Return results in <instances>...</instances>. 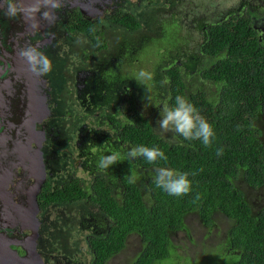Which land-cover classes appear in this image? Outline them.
<instances>
[{
	"label": "trees",
	"instance_id": "trees-1",
	"mask_svg": "<svg viewBox=\"0 0 264 264\" xmlns=\"http://www.w3.org/2000/svg\"><path fill=\"white\" fill-rule=\"evenodd\" d=\"M263 16L261 0L258 6L245 5L238 12L205 22L204 39L199 44L203 63L190 75L176 62L161 69L167 91L163 108L174 106L177 95L186 97L212 124L215 138L211 146L157 127L152 116L143 111L134 87L122 91L118 115L101 112L121 145L158 146L168 156L167 163L156 164L136 158L131 161L134 168L195 171L197 175L190 177L191 193L170 196L155 186L153 176L147 178L146 192L137 181L129 183L124 175L118 178L121 187L114 190L100 174L93 177L89 187L71 176L57 186L46 181L41 188L37 202L42 207L85 200L110 220L105 233L87 237L90 264H108L132 233L140 237L141 245L128 264H161L175 247L171 233L189 232L185 222L188 213L196 214L208 228L214 225L216 213L230 220L222 241L230 255L225 264H264V205L254 209L236 183L242 176L252 188L264 184L260 124L264 123V30L254 22ZM111 20L131 32L141 25L130 11H118ZM83 29L99 50L106 49L107 40L99 27L91 23ZM219 148H223L221 156L216 155ZM197 193L199 200L194 199Z\"/></svg>",
	"mask_w": 264,
	"mask_h": 264
},
{
	"label": "rangeland",
	"instance_id": "rangeland-1",
	"mask_svg": "<svg viewBox=\"0 0 264 264\" xmlns=\"http://www.w3.org/2000/svg\"><path fill=\"white\" fill-rule=\"evenodd\" d=\"M260 4L261 0H131L126 8L141 24L136 31L104 22L103 36L109 48L97 53L85 51L82 57L80 49L72 50L69 46L66 56L58 55L62 58L60 67L58 60L52 58L56 69L49 73L50 131L43 148L44 160L37 162L38 169L44 171V179L57 186L75 176L84 187H89L93 177L100 174L116 190L121 187L119 176L128 177L133 168L136 181L146 192L147 178L155 177L156 169L134 168L129 160L117 162L108 170L97 167L101 156L119 151L126 157L132 148L118 142L101 112L118 115L122 91L127 86L134 87L143 111L157 124L167 96L161 69L176 62L190 75L204 60L199 44L204 39L205 22L238 12L245 5ZM255 24L261 28L262 17L255 19ZM77 44L82 48V41ZM141 70L152 78L137 81ZM260 124L264 141V123ZM41 137L42 134L37 135L30 142L37 143ZM36 154L39 156V152ZM236 183L254 209L264 204V185L252 188L242 176ZM47 210L44 219L50 237L45 246L51 250L48 253L52 264H90L92 254L87 237L105 233L110 224L105 213L85 200L52 203ZM185 222L189 232L171 233L175 247L161 264H225L230 255L222 241L230 220L216 213L214 225L208 228L196 214L188 213ZM140 245V237L130 234L125 247L108 264H128Z\"/></svg>",
	"mask_w": 264,
	"mask_h": 264
},
{
	"label": "flooded vegetation",
	"instance_id": "flooded-vegetation-1",
	"mask_svg": "<svg viewBox=\"0 0 264 264\" xmlns=\"http://www.w3.org/2000/svg\"><path fill=\"white\" fill-rule=\"evenodd\" d=\"M130 1L63 0L55 23L42 22L37 31L27 30L22 18L9 19L0 11V264H52L51 250L45 246L50 231L44 219L51 204L42 207L37 202L46 181L50 184L47 179L33 198L36 181L41 179L37 162L44 160L50 131L52 88L49 73L32 74L17 51L36 46L50 59H57L58 67L62 59L58 55L66 56L69 46L80 49L82 57L85 51L97 53L101 50L83 27L92 23L103 36L104 22L115 24L111 17L118 11H130L126 8ZM77 41H82V48ZM41 134L39 147L30 142Z\"/></svg>",
	"mask_w": 264,
	"mask_h": 264
},
{
	"label": "clouds",
	"instance_id": "clouds-1",
	"mask_svg": "<svg viewBox=\"0 0 264 264\" xmlns=\"http://www.w3.org/2000/svg\"><path fill=\"white\" fill-rule=\"evenodd\" d=\"M62 6L63 0H0V11H3V14L9 19L22 18L29 31L39 30L42 22H47L49 25L55 23L58 19L57 10ZM17 56L26 63L28 71L37 77L45 76L52 71L51 59L36 46L29 45L19 49ZM151 78L150 73L141 70L136 80L143 81ZM160 117L157 127L165 132L173 130L185 140H199L205 147H208L211 146L215 138L212 124L200 114L193 103L182 95L175 97L174 106L165 105ZM216 155H223V148L217 149ZM139 157H143L151 164H156L159 161L167 163L168 161V156L158 146L139 145L132 147L126 157L119 151H112L110 154L101 156L97 167L108 170L117 162L132 161ZM130 171L131 175L127 177L129 183H135L136 172L133 168ZM155 171L153 183L168 195L181 197L192 192L193 181L190 177L197 175L195 171L181 172L169 167H157ZM194 199H200L199 193Z\"/></svg>",
	"mask_w": 264,
	"mask_h": 264
},
{
	"label": "water",
	"instance_id": "water-1",
	"mask_svg": "<svg viewBox=\"0 0 264 264\" xmlns=\"http://www.w3.org/2000/svg\"><path fill=\"white\" fill-rule=\"evenodd\" d=\"M262 19H263V22H264V17H262ZM254 22H255V20H254ZM258 28V27H257ZM258 29H260V30H264V25L261 27V28H258ZM20 134H22V133H20ZM37 146L39 147V142H37ZM39 148H37V150H38ZM38 174H40L41 173V179L39 180V181H36V189H35V194L33 195V198L34 197H36V195H37V193L39 192V190H40V188H41V185H42V183H43V180H44V171H40V172H37ZM35 205H36V208H37V210H38V204H37V202H36V198H35ZM37 212V211H36Z\"/></svg>",
	"mask_w": 264,
	"mask_h": 264
}]
</instances>
